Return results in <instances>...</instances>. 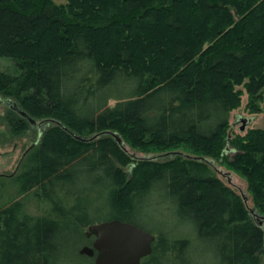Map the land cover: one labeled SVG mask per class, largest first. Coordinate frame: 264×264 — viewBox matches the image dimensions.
Returning a JSON list of instances; mask_svg holds the SVG:
<instances>
[{"label": "trees", "instance_id": "trees-1", "mask_svg": "<svg viewBox=\"0 0 264 264\" xmlns=\"http://www.w3.org/2000/svg\"><path fill=\"white\" fill-rule=\"evenodd\" d=\"M0 57L8 132L41 124L7 176L38 212L0 176V264H93L113 219L154 236L139 264H263L264 128L228 118L262 112L264 0H0Z\"/></svg>", "mask_w": 264, "mask_h": 264}, {"label": "rangeland", "instance_id": "rangeland-1", "mask_svg": "<svg viewBox=\"0 0 264 264\" xmlns=\"http://www.w3.org/2000/svg\"><path fill=\"white\" fill-rule=\"evenodd\" d=\"M0 69L7 73H14L13 65L5 58L0 57ZM2 101L0 100V103ZM245 103V95L241 96L240 106L234 110H232L229 114V130L234 133L242 134L249 127L255 128H264V101L261 103L262 112L257 114H248L244 109L243 105ZM4 105L0 104V176H4L6 180L0 181V183L4 186L5 193L10 195L15 200L20 201L22 204L26 205V208L31 213H36L37 205L36 201L31 198H24L20 196L12 186V180H8L7 176H9L15 168L16 163L18 162L20 156L24 153L25 149L28 148L30 143H32L36 139L37 130H40L41 124L39 127L30 128L25 134L20 136H12L5 125L3 117ZM248 118L249 122L245 123L242 127V130L239 129L241 126L240 119ZM36 127V128H35ZM231 155L228 152L227 156ZM215 165L216 176L221 179L227 186L233 188L236 192H240L245 197L244 193V182L243 179L238 175L232 173L225 166L217 163H213ZM3 178V179H4ZM246 204L250 206V201L247 196ZM264 264V262H263Z\"/></svg>", "mask_w": 264, "mask_h": 264}, {"label": "water", "instance_id": "water-1", "mask_svg": "<svg viewBox=\"0 0 264 264\" xmlns=\"http://www.w3.org/2000/svg\"><path fill=\"white\" fill-rule=\"evenodd\" d=\"M3 103L26 118L31 124H36L9 100H4ZM240 122L239 129L242 130L249 119L242 118ZM112 136L121 146L118 137L113 133ZM250 212L263 222L264 227V217ZM84 235L92 236V240L89 245H82L78 248L77 252L93 257V264H139V260L150 253L151 242L154 239L153 235L136 225L116 219L89 224L86 226Z\"/></svg>", "mask_w": 264, "mask_h": 264}]
</instances>
